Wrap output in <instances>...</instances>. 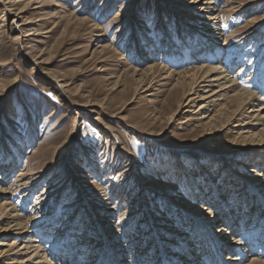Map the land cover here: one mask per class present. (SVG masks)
I'll use <instances>...</instances> for the list:
<instances>
[{"label": "rangeland", "instance_id": "1", "mask_svg": "<svg viewBox=\"0 0 264 264\" xmlns=\"http://www.w3.org/2000/svg\"><path fill=\"white\" fill-rule=\"evenodd\" d=\"M37 1L32 8L41 7L26 14L34 21L45 18L33 26L38 30L35 36L19 46L14 35L0 29V152H7L3 164L17 161L4 179L12 192L22 169L40 172L28 177L34 181L32 188L19 189L11 202L25 220H30L31 231L40 229L43 234L48 229L44 244L48 253L62 251L59 242L65 235L73 243L76 259L72 236L80 234L75 230L83 224L94 225L102 209L99 201L104 197L110 200L108 207L121 231L152 237L148 217L161 226L164 195H186L190 175L202 177V182L207 183L204 172L210 169L216 181L225 177L227 162L236 156H228L227 152L247 147L246 153L257 154L255 147L233 142L236 135L228 130L216 135L214 130L198 127V117L184 113L189 108L182 107L168 124L176 102L169 98L173 85L165 87L159 81L163 70L155 73L150 92L137 91L134 68L143 70L152 62L167 65L175 73L172 82L180 73L192 70L193 63L187 57L183 60V56L191 57V49L201 37L196 30L185 27L189 11H176L177 4L186 0H50L46 5V0ZM237 2L241 8L245 1ZM218 5L223 39L238 31L235 39L227 42V56L226 49L220 48L219 61L238 62L231 70L235 73L251 59L248 66L252 75L247 78L257 75L260 82L255 81L256 88L250 90L263 94L264 4L236 16L224 8L227 0H219ZM118 9L124 14L115 19ZM71 18L82 19L84 25ZM130 20L136 23L130 26ZM1 22L0 13V26ZM248 25L261 34L239 47ZM99 34L102 36L97 37ZM148 40L153 41L151 49L157 48L158 53L136 67L135 47L146 50ZM99 46L109 49L102 52ZM41 50L42 59L48 61L41 68L34 69L21 55L29 51L39 54ZM206 60L211 62L212 57ZM42 72L61 80L60 84ZM87 103L95 107H75ZM57 231L65 232L54 236Z\"/></svg>", "mask_w": 264, "mask_h": 264}, {"label": "bare ground", "instance_id": "2", "mask_svg": "<svg viewBox=\"0 0 264 264\" xmlns=\"http://www.w3.org/2000/svg\"><path fill=\"white\" fill-rule=\"evenodd\" d=\"M218 1L186 0L182 4H177L179 6L176 9L177 13L183 14L189 11L185 27L196 30L197 35L201 37L197 46L191 49V57L183 56V60L187 57L193 63L192 70L185 72L182 70L183 73L176 75L178 78L173 82L171 80L175 73L169 70L167 65L158 66L153 62L143 70L134 68L132 74L137 91L148 93L156 79L155 73L164 71L159 81H162L161 85L165 87L169 84L173 85L169 98L176 102V110L169 117L168 124L182 107L189 108L184 113L196 115L198 127L214 130L216 135L228 130L236 135L232 139L233 142L251 145L255 147L257 154L246 153V150H249L247 147H239L236 151L227 152L228 156H236L230 159L229 163L227 162L225 177L222 176L216 181L212 178L214 170L210 169L204 172L206 179L210 180L209 183L202 182V177L190 175L192 179H188L185 184L186 195L168 193L164 195L162 204L165 203V209L160 214L163 217L161 226L154 223V218L148 217L152 237L144 238L141 232L130 234L121 231L118 221H113L112 208L108 207L110 200L104 197L99 201L102 209L94 225L83 224L82 228L75 230L80 234L74 233L72 236L76 243L74 246L77 247L75 259L71 248L73 243L68 236L64 235L59 242L62 245H59L62 247L59 254L57 249H54L53 253H48L44 245L45 240L48 239V229L43 234L40 229L31 231L28 227L30 220H25L19 214L17 206L11 202L12 195L19 189L21 191L29 189L28 187L32 188L34 181H29L28 177L40 172L28 173L21 168L14 181L15 191H10L4 179L10 175L14 166L16 167L17 161L13 159L11 164L9 162L3 164L2 160L7 157V152L1 151L0 174L3 178H0V264H264V93L259 94L250 90L256 88L255 81V84L260 82L257 75L247 78L248 75H252L248 66L252 62L251 59L243 63L239 72L235 73L231 70L238 62L233 63L232 60L227 59L219 61L220 48L226 49L224 54L227 56L229 51L227 42L235 39L234 34L238 35V31L223 39L224 34L219 32L222 30L219 25ZM244 1L243 7L239 8L240 2L227 0L228 5L224 8L228 9L227 13L236 16L250 12L256 4H264V0ZM37 3L39 2L36 0H0L2 14L0 29L3 28L10 36L14 35V41L19 46L25 39L36 35L38 30L33 28L36 22L45 20L41 18L34 21L26 18V14L31 9L41 7L32 8L33 4ZM47 3H50V0H46L45 5ZM130 8H133V5ZM123 14L122 10L118 9L115 19L122 17ZM71 21L84 25L82 19L71 18ZM135 23L136 20H130L128 24L132 26ZM28 28L31 32L26 33ZM244 28L245 32L239 40V47L261 34L252 25ZM94 30L101 33L99 28ZM101 36L97 35V37ZM150 41L146 42L148 43V46L145 45L146 50L143 46L135 47L137 48L136 67H141L142 62L155 57L158 53L157 48L151 49L154 43ZM220 42H222L221 46ZM99 47H102V52L109 49L108 46ZM193 49L196 50L192 53ZM34 52H24L21 55L27 57L34 69L48 64L47 60L42 59L43 50L39 54ZM209 57H212L211 62L206 60ZM244 58L243 56V62H245ZM240 73L243 74L240 76ZM42 75L58 83L61 82L48 73L42 72ZM75 107L82 109L95 105L87 103L82 106L77 104ZM191 108L195 110L191 111ZM182 123L185 121L180 124ZM212 167L216 169L215 166ZM219 173L221 174L220 170ZM175 187L168 188L179 191ZM64 232L57 231L54 236L62 235ZM87 235L90 238H86ZM79 255L81 257L77 261ZM222 255L226 257L222 258Z\"/></svg>", "mask_w": 264, "mask_h": 264}]
</instances>
